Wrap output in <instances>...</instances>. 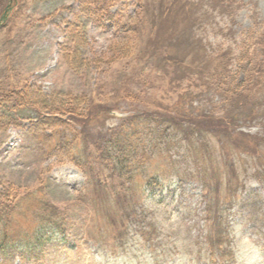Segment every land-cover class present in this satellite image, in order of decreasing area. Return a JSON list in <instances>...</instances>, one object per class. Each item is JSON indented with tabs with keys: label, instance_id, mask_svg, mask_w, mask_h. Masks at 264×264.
Instances as JSON below:
<instances>
[{
	"label": "rangeland",
	"instance_id": "rangeland-1",
	"mask_svg": "<svg viewBox=\"0 0 264 264\" xmlns=\"http://www.w3.org/2000/svg\"><path fill=\"white\" fill-rule=\"evenodd\" d=\"M142 1L139 35H124L92 13L103 5L126 23L138 12L131 0H0V97L33 85L92 118L40 125L26 109L3 113L0 99V264H264V73L248 86L236 64L241 51L264 61L253 44L264 42V0H169L170 12ZM179 29L213 62L186 42L177 48ZM236 86L244 90L231 98ZM202 112L206 126L176 125L188 138L169 123L185 114L200 122ZM125 131L116 147L151 146V161L128 173L135 184L114 178L98 189L97 145ZM148 176L164 188L146 187ZM128 185L163 228L160 255L122 239L130 224H107L117 208L102 196Z\"/></svg>",
	"mask_w": 264,
	"mask_h": 264
},
{
	"label": "trees",
	"instance_id": "trees-1",
	"mask_svg": "<svg viewBox=\"0 0 264 264\" xmlns=\"http://www.w3.org/2000/svg\"><path fill=\"white\" fill-rule=\"evenodd\" d=\"M86 1H88L89 4L94 2V0H86ZM131 1L134 2V4H136V7L138 8V12L133 14L126 23L120 22L121 19L118 13L111 14V13H108L107 10H104L103 5L100 6L99 8L96 7L97 11L93 12L92 16H95L94 17L95 22H99L100 19L102 18L103 21H106L109 25L114 27L115 32H120V33L122 32L124 33V35L128 33L139 35L140 29L137 26L140 23L141 18H142L140 17V14L142 12L141 10H142L143 1L142 0H131ZM159 1H160V4L163 3L161 9L167 6V11L168 12L171 11V3H170L171 1L169 0H159ZM15 3H16V0H15ZM98 13L101 14L99 16L100 17L99 20L97 19ZM195 14L196 13H193L194 17H195ZM201 16H203V14H201ZM137 17L139 18L138 20L136 19ZM193 20H198V18L195 17ZM75 41L77 40L75 39ZM176 42H177V48L179 49L182 47V43L185 44V42L188 46L192 48H196L197 51L194 53L195 59H201L203 63L213 62V61H209L206 55H204V53L201 50L202 48L204 49V45L202 44L201 39L199 38L197 39L196 36L193 35L192 31L191 33H189L188 31H185V29L177 30ZM253 44L257 46L256 48L254 47L255 54L264 56V42L262 40H256ZM126 46H125V49L122 48L124 49L123 50L124 53H126V50L127 52L129 51L135 52L134 49L131 50L130 48ZM250 46L252 45L251 44L249 45V49H250ZM258 47L260 49L259 51L257 49ZM180 53L181 51L178 50L176 53H173V54L178 55ZM243 54L245 53L241 51L240 55L236 58V64L238 65L239 71L243 75L242 77L243 83L250 86L253 80H256L257 75L259 77L261 74L264 73V61L260 60L257 56L256 57L252 56V57H249V59H247L246 56H244ZM172 56L173 58H171V60H173V62L174 61L177 62V58L179 56L177 58L174 55ZM222 57H224L223 53H221V55L217 53L215 57V58L220 59L219 63H217L216 65L217 70H221L223 72V74H219V73L217 74H219L222 77L225 76V79H228L230 75H229V71L227 72V67H226L227 63H224V60ZM215 58L213 59L214 61H215ZM240 88L242 87L236 86L234 87V89L232 88L228 90L227 92L231 96V94L234 95L244 90L243 89L239 91ZM54 97L55 96H51L49 99L46 100V98L41 95L39 89H37L33 85L32 86L27 85L23 89H19L18 91H11L10 93L1 96L0 99L2 100V104H3V107L1 106L3 109V113L5 112V114H7L12 111L16 112L19 109H26L35 115V119L37 120V123L40 125H45V123H47L48 120H50V118H59V120L56 119V121L58 123L60 121V127L63 126L65 123H69L74 126L82 127V125L85 126L88 123V121L92 119L91 117L84 116L81 113H78L72 110L71 108L67 109L62 104L54 105L55 103L58 102V99L55 100ZM232 97L233 96H231V98ZM47 101H51V102H47ZM44 107L47 108L46 111L48 113L44 112L45 111ZM148 115H151L152 117L158 116L159 119L162 118V116L160 117L159 114H154L153 112H150ZM198 117L200 118L199 119L200 122L195 123L194 116L192 114H187V115L185 114V117L183 116L180 120H176L175 117L169 118V123L171 124L173 123L172 125H174L175 127H177L176 126L177 124L178 125L182 124L184 128H188L190 127L191 122H193L192 123L194 125L193 129H196L199 126H202V124L206 126L207 116L202 112L200 115H198ZM161 120L160 121L155 120V122L159 124ZM235 120L236 119H233L232 121H235ZM203 121L205 122L203 123ZM221 126L222 125L220 124L216 125V123H214V126L211 128H214L215 130L216 129L221 130L220 129ZM177 130L181 131L182 135H185L186 138H188L187 137L188 134H186L188 132L186 130L178 128V127H177ZM162 131H165V129ZM126 132L127 131H125L123 134L121 133L117 134V137L115 135L116 139L114 140L113 145L110 143H106V142H105L106 145L105 143H102V142L99 145H97L98 156H96V161L98 163V166H99L98 169L100 172L97 177L98 189L100 187L104 189L105 183L109 184L108 182H110L111 179H114V178H117V179L124 178L123 180H126L128 184H131L132 182L129 180V178L132 179V177L131 176L127 177L129 175L128 173L131 172L133 168H135V166H138V164H141L142 162H144L143 165L147 163L149 165V162L151 161V156H152L151 146L150 148H148L146 152L141 151L142 146L140 143L121 144V145H125L127 148L125 146L116 147L119 140L123 139L127 141V139L123 137L124 135H126ZM127 149L132 157H128V155L125 156V151H127ZM205 153L207 152L205 151ZM97 158L100 159L101 161H99ZM200 160L201 162H203V164H205L206 163L205 155H202ZM139 168L140 167H138V169ZM103 171L107 172V174L104 177L102 176ZM205 180H206L205 177H203L200 181V184L202 185V187H204L205 190H207L208 184ZM133 183L135 184V181ZM144 183H145V186L148 188H151V187H153V189L154 188H159V189L164 188L163 185L160 184L161 182L154 176H148L147 179L144 180ZM135 192L136 190L132 189V187L128 185L125 187V192H121L122 194L121 196L115 195L114 197H110V198L108 196L106 197L102 196V198L105 201L109 200L110 202H113V206L114 207L116 206L117 208V212L115 214L110 213L111 216L114 215L116 218H113L111 216H106L107 224L108 226L114 225L116 222L130 224L129 227L130 226L135 227L134 235L130 236V232L128 231L129 227H128L127 230L125 229L126 233L123 234L122 239L128 238V237H130L131 239L139 238L138 245H141V244L143 245L140 246L142 247L141 249H137L136 251H144L145 253L149 252L150 254H153V255H160L157 249L160 250L161 246L164 245L163 243L164 241L163 240L159 241L157 238L158 237L160 238L161 236L164 237V234L162 232L163 228H161V226L159 225V222L155 218L156 217L155 214L152 211H150L148 208H146L143 204H140L137 198L134 197ZM137 208L140 209L139 212L137 211ZM6 213H4L3 215V211L0 212V221H2V219H5ZM202 229L204 228L202 227ZM196 237L197 236L195 235L194 238L196 239ZM209 260H210V264H212L211 258ZM215 264H229V263L218 261Z\"/></svg>",
	"mask_w": 264,
	"mask_h": 264
}]
</instances>
